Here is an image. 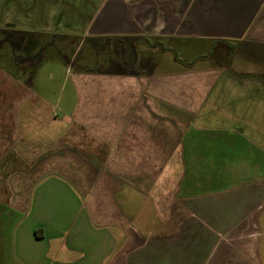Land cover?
Listing matches in <instances>:
<instances>
[{"label":"crops","instance_id":"crops-1","mask_svg":"<svg viewBox=\"0 0 264 264\" xmlns=\"http://www.w3.org/2000/svg\"><path fill=\"white\" fill-rule=\"evenodd\" d=\"M59 1L0 0V264H264V0Z\"/></svg>","mask_w":264,"mask_h":264},{"label":"rangeland","instance_id":"rangeland-1","mask_svg":"<svg viewBox=\"0 0 264 264\" xmlns=\"http://www.w3.org/2000/svg\"><path fill=\"white\" fill-rule=\"evenodd\" d=\"M3 1L4 2L2 3V5L1 4L0 5L2 6V8H3L5 13H3L1 15V18L3 17L2 19L5 20V19H7V17H10V18L12 17L11 12L9 13L8 11H11V9H12L11 5L13 4V2L15 0H3ZM20 1H22L23 6L22 7H18L17 9L27 12L28 9H29V7H28L29 0H20ZM36 1H39V0H36ZM50 1H57V0H50ZM101 1L102 0H60L58 2V4H56V5L57 6H62V12L66 16H67L66 13L69 11V18H71V19H68L69 20V25L71 27L70 30L72 32H74V33H80V31L82 30L83 25L86 23L85 21L89 20V18L91 17L93 11L96 9V6L99 3H101ZM1 18H0V20L2 21ZM107 43L108 42L106 40L102 41V43H101V49L102 50L107 46ZM230 44L233 45V48H234V45H236L237 49L239 48V45L237 43L235 44L234 42H232ZM249 48L251 49V47H249ZM221 56H222V51L221 50L215 51L214 58L211 59L210 62L213 63V64L221 63ZM109 57H110V55H109ZM169 57H170V53H167L165 55V59H167ZM237 57H238V55H236V58ZM102 58H105V56H102ZM55 64H57V63H55ZM61 69H62V71H61ZM50 70H54V69L50 68ZM63 70H64L63 67H59L58 72H55V73L59 74L58 77H59L60 80H61V78L64 77V71ZM62 72H63V74H62ZM48 73H49V69L47 68V65H45L41 69H39L37 71V74H36L35 78L40 76L42 78V80H46V77H47ZM38 74H40V75H38ZM32 77H34V76H32ZM58 77H56V78L58 79ZM59 79H58V81H59ZM43 82H45V81H43ZM50 118H52V117H50Z\"/></svg>","mask_w":264,"mask_h":264},{"label":"trees","instance_id":"trees-1","mask_svg":"<svg viewBox=\"0 0 264 264\" xmlns=\"http://www.w3.org/2000/svg\"><path fill=\"white\" fill-rule=\"evenodd\" d=\"M226 42H227L228 47L232 49L233 48V45L230 44L228 41H226Z\"/></svg>","mask_w":264,"mask_h":264}]
</instances>
